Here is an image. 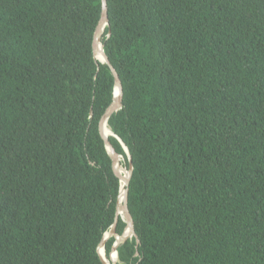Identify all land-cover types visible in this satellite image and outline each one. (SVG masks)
Masks as SVG:
<instances>
[{"label": "trees", "instance_id": "trees-1", "mask_svg": "<svg viewBox=\"0 0 264 264\" xmlns=\"http://www.w3.org/2000/svg\"><path fill=\"white\" fill-rule=\"evenodd\" d=\"M106 2L122 86L107 125L139 239L117 264H264V0ZM100 14L0 0V264H102L120 180L99 133L114 90Z\"/></svg>", "mask_w": 264, "mask_h": 264}, {"label": "water", "instance_id": "water-1", "mask_svg": "<svg viewBox=\"0 0 264 264\" xmlns=\"http://www.w3.org/2000/svg\"><path fill=\"white\" fill-rule=\"evenodd\" d=\"M108 26V17H107V2L106 0H101V14H100V19L98 21V24L95 28L94 31V36H93V43H92V49H93V56L94 59H96L97 61H99L102 64H106L109 69L110 72L114 78V90H113V98H112V102L111 104L108 106V108L105 110L100 122H99V133L101 135V138L104 141L106 150L108 151L109 157L112 161V166H113V171L115 176L121 181L122 179L124 180V186H123V194H122V205H120V201H117L116 204V214H115V218H114V222L110 228V230L104 234V237L102 238V241L100 242L98 248H97V252L98 255L100 257V261L102 264H106L104 258L100 255V247L102 246L104 248L105 243L107 241V239H109L110 237H114L115 238V242L113 244L111 253H115V256L117 258L118 261V253H117V248L119 245L123 244L128 238H135L136 241V245L139 244V239L137 238V235L135 234V230H134V223H133V219L129 213L128 210V206H127V202H128V185H129V180L131 177V173H132V163H131V157L130 154L128 152L127 147L124 145V143L120 140V138L118 136H116L113 132L110 131V135H112L113 137H115L120 144L122 145V148L124 150V153L127 157V162H128V166L125 169V171L127 172V176L122 177V175L120 174V172L116 169V165L119 164L120 165V159L122 158L121 155L117 154L114 149L112 148V146L110 145L107 136L106 135V131H105V124H107V120L108 118L115 112H117L118 110L121 109L122 107V86L120 83V80L118 78V75L116 74L114 68L111 66V64L108 61V58L106 57L104 51H103V45L101 44V48L98 46V42H97V36H99V34L101 33V31L105 29V27ZM102 31V33H103ZM109 36V34L107 35ZM98 53L101 55L102 58L98 57ZM121 167V166H120ZM122 193V190L120 188V194ZM119 208H121V214L119 212ZM121 218L124 222H125V229L124 232L121 235H118L116 233V225L118 222V219ZM104 254H105V249H104ZM106 255V254H105ZM111 256V254H110ZM106 258H108L106 256ZM109 260V259H108ZM112 260V259H111ZM117 261L114 262L113 264H117Z\"/></svg>", "mask_w": 264, "mask_h": 264}, {"label": "bare ground", "instance_id": "bare-ground-1", "mask_svg": "<svg viewBox=\"0 0 264 264\" xmlns=\"http://www.w3.org/2000/svg\"><path fill=\"white\" fill-rule=\"evenodd\" d=\"M103 31V30H102ZM101 31V32H102ZM100 35H101V33L99 34V36H97V42H98V46L101 48V43H100ZM98 57L99 58H102L101 57V55L98 53ZM105 131H106V135H110V130H109V128H108V126L105 124ZM116 169L120 172V174H123L122 175V177H124V176H127V172L125 171V169L124 168H122V167H120V165L119 164H117L116 165ZM123 186H124V180L122 179L121 181H120V188H121V190H122V193L120 194V192H119V198H118V200L117 201H120V205H122V199H123V197H122V194H123ZM119 212H120V214H121V208H119ZM102 247V246H101ZM101 247H100V249H99V251H100V255L104 258V260H105V262H106V264H113V261L114 262H116L117 261V258H116V256H115V253H111V262L108 260V258H106V255L104 254V248H103V251H102V249H101Z\"/></svg>", "mask_w": 264, "mask_h": 264}, {"label": "clouds", "instance_id": "clouds-1", "mask_svg": "<svg viewBox=\"0 0 264 264\" xmlns=\"http://www.w3.org/2000/svg\"><path fill=\"white\" fill-rule=\"evenodd\" d=\"M106 27H107V26H106ZM100 38H101V37H100ZM98 62H99V61H98ZM107 124H108V120H107ZM107 124H106V125H107ZM107 126H108V125H107ZM108 128H109V127H108ZM109 130H110V128H109ZM110 131H111V130H110ZM111 132H112V131H111ZM109 136L113 137L112 135H108V136H107V139H108ZM105 148H106V147H105ZM106 151H107V150H106ZM107 152H108V151H107ZM108 155H109V154H108ZM122 158H123V156H122ZM126 158H127V157H126ZM126 168H127V167H126ZM122 221H123V220H122ZM123 222H124V221H123ZM124 223H125V222H124ZM106 233H107V232H106ZM103 237H104V236H103ZM110 238H111V237H110ZM110 238H109V239H110ZM128 239H129V238H128ZM107 240H108V239H107ZM106 242H107V241H106ZM104 249H105V246H104ZM105 254H106V252H105ZM110 254H111V253H110ZM110 254H109V257H110ZM106 256H107V255H106ZM107 257H108V256H107ZM108 259H109V258H108ZM109 260H110V259H109ZM110 261H111V260H110ZM117 262H118V261H117Z\"/></svg>", "mask_w": 264, "mask_h": 264}, {"label": "rangeland", "instance_id": "rangeland-1", "mask_svg": "<svg viewBox=\"0 0 264 264\" xmlns=\"http://www.w3.org/2000/svg\"><path fill=\"white\" fill-rule=\"evenodd\" d=\"M120 166H121L122 168L126 169V162H125V159H124V158H121V159H120ZM121 175H123V174H121Z\"/></svg>", "mask_w": 264, "mask_h": 264}]
</instances>
